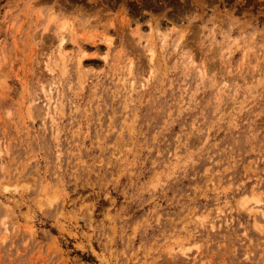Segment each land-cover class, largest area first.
Listing matches in <instances>:
<instances>
[{
    "label": "rangeland",
    "instance_id": "1",
    "mask_svg": "<svg viewBox=\"0 0 264 264\" xmlns=\"http://www.w3.org/2000/svg\"><path fill=\"white\" fill-rule=\"evenodd\" d=\"M0 264H264V0H0Z\"/></svg>",
    "mask_w": 264,
    "mask_h": 264
},
{
    "label": "bare ground",
    "instance_id": "2",
    "mask_svg": "<svg viewBox=\"0 0 264 264\" xmlns=\"http://www.w3.org/2000/svg\"><path fill=\"white\" fill-rule=\"evenodd\" d=\"M53 15V14H52ZM51 15V17H50V23L51 24H54V26L57 28V30H59V33H58V36H59V39H60V44H59V46H60V48L62 49H64V45H65V42H66V40H67V37H66V35H67V33H68V30H69V25H68V23L66 22V21H62V22H59V20H57V19H55V17H53ZM55 16V15H54ZM49 23V24H50ZM49 26L50 25H48L47 27L49 28ZM158 35H162V36H164V39H167L168 38V33H164V35H163V33L162 34H160V32H159V34ZM166 41V40H165ZM151 42V41H150ZM153 42V41H152ZM151 45H152V43H151ZM146 48H147V45H146ZM60 49V50H61ZM149 52H150V57H151V60H154L153 58H154V55H155V49H154V47L152 48V46L151 47H148V49H147ZM146 50V51H147ZM62 51V50H61ZM81 61H82V57L81 58H79V60H78V62L81 64ZM53 89H54V87H51V88H46L45 86H42L41 87V90H42V92H44V94H47V95H49V94H51L52 93V91H53ZM262 208V206H259L258 208H257V210H259V209H261Z\"/></svg>",
    "mask_w": 264,
    "mask_h": 264
}]
</instances>
